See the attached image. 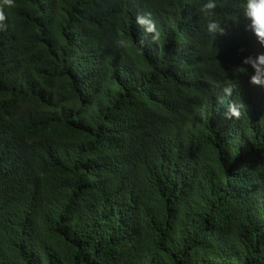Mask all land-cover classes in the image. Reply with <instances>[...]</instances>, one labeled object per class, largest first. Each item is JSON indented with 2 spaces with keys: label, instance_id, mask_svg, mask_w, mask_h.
I'll return each instance as SVG.
<instances>
[{
  "label": "trees",
  "instance_id": "1",
  "mask_svg": "<svg viewBox=\"0 0 264 264\" xmlns=\"http://www.w3.org/2000/svg\"><path fill=\"white\" fill-rule=\"evenodd\" d=\"M203 2L0 7V264H264V47Z\"/></svg>",
  "mask_w": 264,
  "mask_h": 264
},
{
  "label": "clouds",
  "instance_id": "2",
  "mask_svg": "<svg viewBox=\"0 0 264 264\" xmlns=\"http://www.w3.org/2000/svg\"><path fill=\"white\" fill-rule=\"evenodd\" d=\"M15 6V0H0V7L12 8ZM217 7L216 0H204L198 11L205 18V31L207 34L215 37L217 34H223L221 23L215 19H211L215 15L214 10ZM248 21V29L256 38L257 43L264 47V0H243V5L239 15L233 19V22H238L240 18ZM5 17L0 13V27H3ZM136 23L144 27L145 32L152 33L153 39L157 38L158 33L155 31V24L151 19L150 13H145L142 16L136 17ZM119 47L126 46V41L117 40ZM245 64L254 69V74L250 77L249 83L253 86L264 88V53L258 54L254 59L249 57L243 61ZM239 69V68H238ZM239 87L237 82L231 80L225 81V86L222 88L224 96H231L233 91ZM243 104L230 103L225 110L226 118H238L240 116V108Z\"/></svg>",
  "mask_w": 264,
  "mask_h": 264
}]
</instances>
